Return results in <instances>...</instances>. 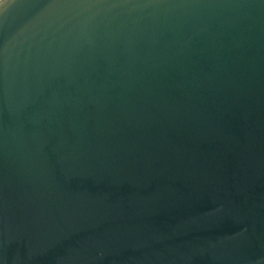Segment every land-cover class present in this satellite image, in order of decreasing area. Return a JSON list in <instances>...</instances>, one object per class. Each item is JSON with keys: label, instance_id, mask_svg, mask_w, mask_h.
Listing matches in <instances>:
<instances>
[{"label": "water", "instance_id": "water-1", "mask_svg": "<svg viewBox=\"0 0 264 264\" xmlns=\"http://www.w3.org/2000/svg\"><path fill=\"white\" fill-rule=\"evenodd\" d=\"M0 264H264V0H0Z\"/></svg>", "mask_w": 264, "mask_h": 264}]
</instances>
